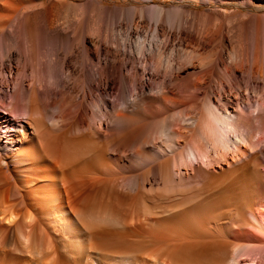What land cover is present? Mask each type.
Listing matches in <instances>:
<instances>
[{
  "label": "bare ground",
  "instance_id": "obj_1",
  "mask_svg": "<svg viewBox=\"0 0 264 264\" xmlns=\"http://www.w3.org/2000/svg\"><path fill=\"white\" fill-rule=\"evenodd\" d=\"M34 2L0 0V264H264V84L231 109L204 96L200 113L182 125L197 141L159 144L158 130L146 131L150 122L140 116L134 134L121 128L120 149L119 138L104 146L107 124L126 126L135 114L128 104L134 79L162 49L144 40L128 47L121 38L118 64H102L90 57L101 49L84 44L77 17L57 35L64 50L40 52L35 62ZM50 8L40 0L39 31L47 39L55 31ZM186 46L181 54L197 52ZM232 57L224 66L230 75L237 72ZM248 61L250 78L261 74L255 49ZM75 75L72 96L65 91ZM193 162L199 169L187 172ZM228 203L236 223L226 228L229 242L217 241L222 232L213 234L209 222Z\"/></svg>",
  "mask_w": 264,
  "mask_h": 264
},
{
  "label": "rangeland",
  "instance_id": "obj_2",
  "mask_svg": "<svg viewBox=\"0 0 264 264\" xmlns=\"http://www.w3.org/2000/svg\"><path fill=\"white\" fill-rule=\"evenodd\" d=\"M37 1L38 0H35L34 2V4L37 5L36 11L32 12V15L30 14L31 16L29 15L30 20H32L31 18H35V22L33 21L34 19L32 22L36 26L35 31H37L35 33L37 37L35 36V40L32 44V48L36 54H34L35 62L38 61L37 57L40 52L46 51V54H48V52L51 54L50 52H55V50L56 52H62L64 50L60 49L57 35L63 28L67 31L71 30V28L75 26L74 19L77 17L79 18L78 24L79 28H81L84 44H88L92 41V43H95V46L97 45L96 47L101 49L99 51L100 55L94 56L95 54L91 53L90 57L92 56L94 59L97 58L102 64L105 62L107 64V61L111 59L116 61L115 65L118 64L120 58L119 41H121V38H125L128 47L130 46L133 48L137 40H144L143 43L146 44L145 47L151 44L150 46L152 48L158 47L157 49L159 52L162 49L160 52L162 55L161 58H158L155 53L147 56L148 62L145 63V69L147 68L146 71H148H144L142 76L140 74L136 75L134 79L133 89L128 96V104L130 112L132 110L131 114L133 112L135 114H132L133 116L128 120L130 122L127 121V127L125 125L120 127L112 125L111 127L110 124H107L108 131H110V137L108 139L110 140L107 139L102 142V145L105 144L104 146L108 147L109 142L111 144L113 142L116 143V139L119 138L118 144L116 143V145L117 147L119 146L118 149H120L122 147L119 144L120 132L126 131L125 129H127L128 133L134 134L138 125L137 120L140 116H142L141 118L144 116L146 120L144 121L146 122L145 126L147 122H150L147 124L146 131L150 129L158 130L154 131L156 134L153 135V138H155L154 141H157L159 144H161L160 141L164 144L166 142H164V139H168L172 144H175V142H177V144L180 143L181 146L182 144H189L192 141H197L198 137H196L195 131L191 130L193 133L191 131L184 132V126L182 125L187 124L190 117H194L193 115L197 116L200 113L201 102L204 96L211 95L212 97L210 96V98L212 99L213 105L215 107L217 106L218 109H222L226 105L228 109H231L237 105H241L243 99L247 97V93L252 99L254 94H251V92H253L254 89H258L259 83L264 84V81L259 78L260 75L264 78V0H56L58 5L54 0H49L51 4V11L49 14L50 18H53V27H55V31H52L53 34L51 33L53 37L49 39L43 38L42 31H39L40 14H37L39 13L37 10L40 0L38 3ZM157 19L159 20L158 23H156ZM131 26H135L136 28H131ZM119 34L122 37H119ZM184 40L189 44L182 43L185 42ZM19 45L21 46L22 43ZM184 45H187V48H193V51L197 50V52L181 54L179 48ZM253 49L256 50L258 55L257 64L263 67L259 68L257 66L259 69H262V71L260 70L261 74H257L259 77L254 74L255 77L250 78L246 67L248 68L247 63L249 64L248 60ZM232 54V61L234 62L236 60L234 62L235 69L237 66V72L234 75H230L224 70V66H227L229 57ZM158 59H160V65ZM168 60L171 62H166ZM156 65L157 67L159 65V67L157 68ZM186 65L190 67L185 70L178 69L179 66L187 67ZM161 66L165 67L162 68ZM171 66L174 68H171ZM202 71H206L207 74L205 72L203 76L201 73L200 75L202 76L199 75V79L196 80L192 73L199 74ZM210 73L213 74L211 75ZM76 76L77 75H75L74 78L77 83L74 80H67L70 85V87H68L70 90L66 88L65 92L72 96L78 92V80H76L78 77ZM201 77L204 79L201 80ZM117 79L118 77H116V83L118 84ZM103 80L102 78V81ZM199 80L200 82H198ZM73 83H76L74 84L75 86H73ZM68 84L67 86H69ZM72 86L73 88H71ZM181 86L184 90L181 89ZM188 86L192 89L189 90ZM194 86L196 89H193ZM178 87H180L181 90ZM181 91L184 93H181ZM182 94L185 96H182ZM191 95H197L198 97ZM216 98H221V102L217 101ZM226 98H230L231 101L233 100L232 102L234 104L232 105L231 101L225 103L224 100ZM234 100H236V102ZM116 103L114 108L120 109L121 106L118 105V101ZM51 112L52 110H48V113ZM176 113H180V115L183 116L181 120L178 121V119L175 118L177 117ZM158 119L164 121H159ZM164 122L165 124L167 123L165 127H163ZM169 125H172L173 129L171 128L172 126ZM117 127L119 128L117 129ZM121 128H124L123 131H121ZM178 129L179 131H177ZM159 130L161 131L159 132ZM116 133L120 134L118 135L119 137H117ZM179 133L180 137L183 139L179 138ZM182 134L187 136L184 137L185 135L183 136ZM111 138H113V140ZM181 140L182 142L178 143V141ZM262 146L264 147V143ZM173 148L177 147L173 146ZM193 163L188 168L189 170L186 169L187 172L199 169V167ZM203 168L206 167L202 166L200 169ZM109 172H111V169ZM261 180L264 181V175ZM262 201L264 203V198ZM261 208L260 205H256L253 207V210L257 212L256 210H262ZM234 210V206L228 203L221 207L220 211L215 210V212L212 213L213 219L211 218L209 222L212 233L216 235L217 232H222L221 235L216 236L215 240L230 241L229 238L232 234H230L226 228L230 225V227H232L236 223V218L233 216ZM258 217L264 224V214L259 213ZM240 263L243 264V261H240Z\"/></svg>",
  "mask_w": 264,
  "mask_h": 264
}]
</instances>
